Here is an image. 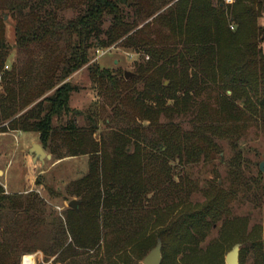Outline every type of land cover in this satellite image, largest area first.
Here are the masks:
<instances>
[{
    "label": "rangeland",
    "instance_id": "obj_1",
    "mask_svg": "<svg viewBox=\"0 0 264 264\" xmlns=\"http://www.w3.org/2000/svg\"><path fill=\"white\" fill-rule=\"evenodd\" d=\"M176 1L172 0L171 4ZM204 2L222 7L227 16V27H224L220 48H216L213 58L205 59L207 63L203 69L206 74L198 82L197 94L191 92L189 98L179 100L176 105H171L173 102L167 99V107L161 103L158 106L146 97V104H151L154 111H149L148 117L143 118H138L141 109L138 103L131 101L126 105L137 118L136 123L144 130L149 129L146 142L140 143L141 162L147 172L150 163L154 165L153 170H163L158 162L164 157L161 154L164 148L159 150L158 145L147 142L158 135L153 123L165 128L179 126L182 132L201 126L202 134L215 148L209 151L208 157L193 158L186 165L179 163L178 158L169 159L167 165L177 186H169L167 190L147 189L148 192L142 196V211L134 219H128V228L115 233L111 231L103 236V240L100 239L99 246L84 249L74 242L68 223L94 220H90L88 214L73 215L68 202L78 201L73 191L88 172L89 156L68 155L61 136H56L53 138V151L44 149L46 154H51L50 159L33 163L32 155L28 153L31 149L29 139L36 137L34 143L41 144L38 134L20 131L7 137L8 146L2 145L0 155L9 157L13 152L14 161L11 164L0 163V186L4 196L11 201L0 202V242L7 245L10 257L17 256L19 264H23L24 256H32L33 264H142L144 256L155 247L158 239L162 243L161 264H225L226 253L237 243L239 264H264V172L259 171L260 163L264 162V111L260 105L264 101L263 68L260 64L244 67L245 71L251 70V90L231 82L242 75L238 68L247 58L257 59L258 53L264 54V9L253 5L252 18L243 19L239 24L229 12L234 0ZM81 7L58 12L57 20L64 23L76 18ZM3 18L5 42L12 49L1 70L15 75L12 85L15 95L21 87L23 93H33L41 88L43 93L38 98L35 95L32 103L14 117L0 115V132H11L8 127L11 119L49 97L62 82L56 84L54 78L50 79L56 85L49 90H45V86L50 82H46L44 87L38 86L41 81L45 82L44 78L40 82L38 79L41 70L52 63L53 55H49L48 60V56L44 59L47 48L35 45L17 48L14 44V19L11 13ZM152 18L140 24L144 25ZM208 25L211 30L204 34L206 41L215 33L211 23ZM108 27L109 19L105 18L102 28L106 30ZM161 30L166 37L162 38L165 43L160 47H170L172 42L179 41V37L166 27ZM181 39L184 40L185 36ZM182 46H175L173 53L180 51ZM88 58L86 65L65 79L75 87L68 102L70 111L59 120H53L52 124L64 127L66 120L73 118L74 125L81 129L91 130V126L96 124L98 130L89 138L99 143L105 133L121 130L125 121L114 114V106L121 103V97L114 95L106 78L94 77L88 66L93 65L97 72L105 70L111 75L122 76L125 81H132L127 83V89L131 99H135L139 92L149 89L150 78L132 80L137 75L134 66L136 63L145 65L152 59L148 53L129 51L118 43L104 49H89ZM123 71L133 72L134 76L126 80ZM160 73L164 75L160 76L164 86L172 80L180 81L183 72L179 57L164 65ZM166 73H169V78H166ZM5 80H0V95ZM20 104L17 100L15 106ZM161 107L165 108L160 110ZM156 109L158 111L155 112ZM74 110L80 115L76 116ZM89 116L92 121L87 119ZM149 117L153 123H149ZM180 135L173 137L179 138ZM182 173L183 181L180 180ZM29 200L33 203L29 204L31 207L27 211L24 208L28 207ZM27 215H31L29 221H26ZM199 215L203 216L204 224L201 226H197L195 221ZM28 222L36 228L25 237L20 226ZM177 228H180L182 236L174 235ZM257 244H260V250ZM25 245L35 251L24 252Z\"/></svg>",
    "mask_w": 264,
    "mask_h": 264
},
{
    "label": "trees",
    "instance_id": "obj_2",
    "mask_svg": "<svg viewBox=\"0 0 264 264\" xmlns=\"http://www.w3.org/2000/svg\"><path fill=\"white\" fill-rule=\"evenodd\" d=\"M200 1L178 0L171 4L172 0H0V72L1 80L6 78L0 95V115L3 114L4 118L14 117L32 103L35 95V98H38L43 94L42 88L34 90L33 93H23L20 85L21 88L15 95L12 86L15 75L1 70L12 49L5 42L3 18L4 15L11 13L15 27V46L19 49L31 45L45 47L48 51L44 57L45 59L48 56L46 60L50 59L49 55H53L52 63L48 67H42L38 82L43 78L45 82L41 81V85L38 86L44 87L45 83L53 78L56 84L62 83L56 86L49 97L39 100L16 119H11L9 129L37 133L42 147L50 148L52 151L53 138L61 136L62 142L67 146L68 155L86 154L90 158L86 176L76 184L73 191L79 205L78 210L72 209V213L76 217L88 214L90 220L94 221L68 223L74 242L80 248H96L106 234L128 228V219H134L135 215L142 211V196L149 189L167 190L169 186H175L174 175L167 165L169 159L178 158L179 163L186 165L193 158L195 160L202 155L208 157L209 151L215 148L202 134L201 126H193L192 130L182 132L179 126L158 127V124L153 123L152 117H149L151 120L149 123L155 124L158 135L156 139L147 142L158 145L159 150L164 148L161 153L164 157L160 159V163L158 162L163 170L159 168L157 171L153 170L154 165L150 163L147 172L141 162L140 143L146 142L149 129L144 130L136 123L137 118H134L133 112L129 111L126 105L131 101L138 103L141 109L137 115L138 118H143L148 117L149 111H154L151 104L149 106L146 104L147 98L158 106L161 103L167 107V99L173 102L171 105H176L179 100L189 98L191 92L197 94L198 82L206 74L203 69L207 63L205 59L213 58L216 48L217 50L220 48L223 30L227 27L226 12L221 6L214 7L210 2L203 0L204 4ZM253 5L264 9V0H234L229 12L233 20L241 24L243 23L241 20L252 18L254 15ZM80 6L82 7L76 18L64 23L57 20L58 12L70 7L79 9ZM201 16L203 18L200 19ZM150 17H153L150 21L144 25L140 24ZM105 18L109 19V27L106 30L102 28ZM206 19H209L208 22L215 32L213 38L208 41L204 39L206 38L204 34L208 33L211 27ZM163 27L178 36L179 41L172 42L170 47H160L165 43L162 38L166 37L161 30ZM183 35L184 40L181 39ZM114 43L129 51L148 53L152 59L145 65L136 63L134 66V73L137 75L132 77V80L140 77L145 81L147 77L150 78L149 89L139 92L135 99H131L130 90L127 89V83L132 81H125L122 76L111 75L105 70L97 72L93 65L88 66L94 77L106 78L111 84V91L115 92L114 95L121 97L119 98L121 103L114 106V114L115 117L124 119L125 125L119 131L105 133L99 143L89 138L98 130L96 124L91 126V130L81 129L74 125L73 118L66 120L64 127L53 125V120H59L70 111L68 102L75 87L65 79L89 62V49H104ZM179 44L183 45L181 50L173 53L175 46ZM253 49L255 50L254 46ZM258 54L259 58H247L242 63L238 68L242 75L233 79L232 83L236 82L246 90L253 89L252 80L249 79L251 70L245 71L244 67L260 64L264 71V54ZM178 57L183 72L181 80H172L169 84L162 85L160 76L164 75L160 73L161 70L164 69V65L172 63L173 59ZM168 74L166 73V78H169ZM54 84L47 83L45 90H49ZM232 87L235 88L233 84ZM17 100L21 104L15 106ZM260 105L264 111V101H261ZM165 107H161L160 110ZM74 114L80 115L77 110H74ZM87 119L92 121L90 116ZM177 134H181L179 138L173 137ZM51 150L49 153H52ZM180 180H184L183 173ZM3 201L11 202L4 196L3 188L0 186V202ZM30 202L29 200L28 207L24 210L28 211L31 207L29 204L33 203ZM30 218L31 215H27L26 221ZM195 221L198 223L197 226L204 224L203 216L199 215ZM29 224L30 222L20 226L25 237L29 231L36 228ZM1 229L2 227L0 231ZM174 235L182 236L180 228L175 230ZM257 245L260 250V244ZM23 251L32 252L35 249L25 245ZM10 256L7 245L0 242V264H19L17 256Z\"/></svg>",
    "mask_w": 264,
    "mask_h": 264
},
{
    "label": "water",
    "instance_id": "obj_3",
    "mask_svg": "<svg viewBox=\"0 0 264 264\" xmlns=\"http://www.w3.org/2000/svg\"><path fill=\"white\" fill-rule=\"evenodd\" d=\"M124 78L126 80L130 79L134 76L133 72L123 71ZM29 154L32 155V160H39L40 162H44V158L49 159L50 156L46 155L43 151L42 147L39 144H34L29 150ZM259 171L264 172V162H261L259 165ZM79 202L77 200H70L68 202V206L72 209L78 210ZM161 240H158L155 247L148 252L143 260L142 264H161L162 256H161ZM239 244L234 245L225 256V264H239Z\"/></svg>",
    "mask_w": 264,
    "mask_h": 264
},
{
    "label": "crops",
    "instance_id": "obj_4",
    "mask_svg": "<svg viewBox=\"0 0 264 264\" xmlns=\"http://www.w3.org/2000/svg\"><path fill=\"white\" fill-rule=\"evenodd\" d=\"M17 132H20V131H11V132H0V152H2V150H1V147H2V145L3 144H6V146H8V142H7V137H11V136H15V134H17ZM35 140H37V138L36 137H34L33 139L31 138V139H29V141H31L30 142V146H29V148L30 147H32L34 144H39V143H37V141H36V143H34V141ZM28 143V142H27ZM41 147H42V145L41 144H39ZM10 146V145H9ZM12 146V145H11ZM42 149H43V151L45 152V150H44V148L42 147ZM10 151V150H9ZM5 152V151H4ZM6 153V152H5ZM28 153H29V150H28ZM45 154H46V152H45ZM46 155H48V154H46ZM13 152L11 153L10 152V155H9V157H6V155H4V154H2L1 153V155H0V163L1 162H5V163H8V164H11L14 160L12 159L13 157ZM50 157H51V154L49 155ZM46 159V158H45ZM50 159V158H49ZM31 160H32V158H31ZM37 161V160H36ZM39 161V160H38ZM32 162L34 163L35 161L34 160H32ZM42 163V162H41ZM4 172V171H3ZM6 172V171H5ZM4 181H6V178H4Z\"/></svg>",
    "mask_w": 264,
    "mask_h": 264
},
{
    "label": "bare ground",
    "instance_id": "obj_5",
    "mask_svg": "<svg viewBox=\"0 0 264 264\" xmlns=\"http://www.w3.org/2000/svg\"><path fill=\"white\" fill-rule=\"evenodd\" d=\"M27 259L30 261H27ZM22 260H23V264H33L34 263L32 256H24Z\"/></svg>",
    "mask_w": 264,
    "mask_h": 264
},
{
    "label": "built area",
    "instance_id": "obj_6",
    "mask_svg": "<svg viewBox=\"0 0 264 264\" xmlns=\"http://www.w3.org/2000/svg\"><path fill=\"white\" fill-rule=\"evenodd\" d=\"M6 68H7V66H5V69H6ZM0 80H1V73H0ZM27 261H30V260L27 259Z\"/></svg>",
    "mask_w": 264,
    "mask_h": 264
},
{
    "label": "flooded vegetation",
    "instance_id": "obj_7",
    "mask_svg": "<svg viewBox=\"0 0 264 264\" xmlns=\"http://www.w3.org/2000/svg\"><path fill=\"white\" fill-rule=\"evenodd\" d=\"M158 240H159V239H158ZM158 240H157V241H158ZM161 244H162V243H161ZM161 247H162V245H161Z\"/></svg>",
    "mask_w": 264,
    "mask_h": 264
}]
</instances>
